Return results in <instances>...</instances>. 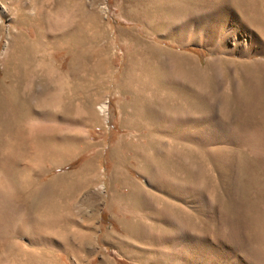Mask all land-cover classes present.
Returning <instances> with one entry per match:
<instances>
[{
    "label": "rangeland",
    "instance_id": "374dc122",
    "mask_svg": "<svg viewBox=\"0 0 264 264\" xmlns=\"http://www.w3.org/2000/svg\"><path fill=\"white\" fill-rule=\"evenodd\" d=\"M0 264H264V0H0Z\"/></svg>",
    "mask_w": 264,
    "mask_h": 264
},
{
    "label": "bare ground",
    "instance_id": "6f19581e",
    "mask_svg": "<svg viewBox=\"0 0 264 264\" xmlns=\"http://www.w3.org/2000/svg\"><path fill=\"white\" fill-rule=\"evenodd\" d=\"M235 16V15H234ZM244 35L246 36V39H241V40H239V38H238V35H236V36H233L234 38H233V43L235 44V45H239V46H241L239 43H248V44H250V43H252V40L253 39H255V36L253 35V33H251V32H246V33H244ZM243 37V36H242ZM179 62H180V64H181V66L182 67H185V65H187V63H185V59H179ZM188 66V65H187ZM258 163V162H257ZM68 243V242H67ZM69 246H70V243L68 244Z\"/></svg>",
    "mask_w": 264,
    "mask_h": 264
},
{
    "label": "built area",
    "instance_id": "2783aa9c",
    "mask_svg": "<svg viewBox=\"0 0 264 264\" xmlns=\"http://www.w3.org/2000/svg\"><path fill=\"white\" fill-rule=\"evenodd\" d=\"M100 8H101L103 14H104L105 16H107L108 13H109V8L107 7V5H106L105 3L102 2V3H100Z\"/></svg>",
    "mask_w": 264,
    "mask_h": 264
}]
</instances>
